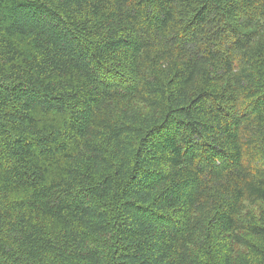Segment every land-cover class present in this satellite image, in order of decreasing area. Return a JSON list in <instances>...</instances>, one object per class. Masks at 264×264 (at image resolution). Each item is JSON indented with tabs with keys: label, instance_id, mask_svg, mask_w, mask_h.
Returning a JSON list of instances; mask_svg holds the SVG:
<instances>
[{
	"label": "trees",
	"instance_id": "1",
	"mask_svg": "<svg viewBox=\"0 0 264 264\" xmlns=\"http://www.w3.org/2000/svg\"><path fill=\"white\" fill-rule=\"evenodd\" d=\"M0 264H264V0H0Z\"/></svg>",
	"mask_w": 264,
	"mask_h": 264
}]
</instances>
